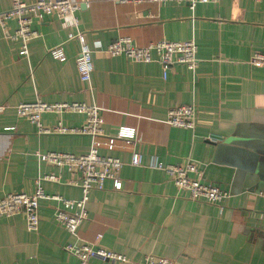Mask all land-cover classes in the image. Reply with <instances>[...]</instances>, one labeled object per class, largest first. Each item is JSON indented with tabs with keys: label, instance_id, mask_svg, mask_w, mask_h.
Here are the masks:
<instances>
[{
	"label": "crops",
	"instance_id": "obj_1",
	"mask_svg": "<svg viewBox=\"0 0 264 264\" xmlns=\"http://www.w3.org/2000/svg\"><path fill=\"white\" fill-rule=\"evenodd\" d=\"M31 2L33 0H22ZM9 0H0V11ZM77 22L67 25L53 16L33 20L37 36L19 56V42L6 38L15 28L9 19L0 28V196L30 194L34 180L47 173L60 183L41 181L47 194L66 199L80 195L63 183L77 178L64 168L38 160L36 152L85 153L91 139L81 134L40 133L35 124L16 115L14 106L40 99L47 103L90 101L102 118L103 137L118 126L135 129L133 139H116L121 187L106 180L102 190H91L87 215L75 235L54 219L58 200L38 201L36 230L25 227L21 213L0 215V264H78L62 245L86 242L123 254L130 261L145 255L171 259L176 264H264V66L248 59L264 53V0L116 2L86 0L75 11ZM79 31L92 47L89 81H79L74 59L79 44L68 34ZM127 36L137 46L160 39L193 40L196 66L170 67L160 77L156 62H131L110 56L104 48ZM60 45L65 59H52L48 48ZM192 104L193 130L165 123L167 109ZM81 113L44 112L40 124L57 122L78 127ZM214 135L217 142L204 140ZM138 165L130 164L133 152ZM196 160L204 182L228 194L221 203L191 200L178 190L156 162L174 164ZM96 235H99L96 237ZM89 264H131L92 256Z\"/></svg>",
	"mask_w": 264,
	"mask_h": 264
},
{
	"label": "built area",
	"instance_id": "obj_2",
	"mask_svg": "<svg viewBox=\"0 0 264 264\" xmlns=\"http://www.w3.org/2000/svg\"><path fill=\"white\" fill-rule=\"evenodd\" d=\"M116 2H164L172 0H115ZM185 2L189 7L196 3H216L219 0H174ZM86 0H33L25 2L22 0H9V7L0 11V28L5 30L6 22L14 20L15 28L11 33H7L6 38L17 40L19 49L17 54L25 56L27 54L28 42L37 36V32L32 29L33 20L42 16H53L64 21L69 26L77 22L75 11L79 3ZM68 38H75L79 44L77 54L74 59L75 69L78 79L82 83L89 81L92 71L91 52L92 48H100L98 41L93 42L90 47L84 40L81 32L69 33ZM106 54L110 56L122 55L131 62H156L160 68V77L164 80L171 66L182 64L188 70H194L196 66V45L193 40L170 41L160 39L149 42L144 46L133 44L129 37L121 36L111 41L104 48ZM48 55L57 61L65 59L60 45H55L47 50ZM248 63L254 66H264V53L254 52L248 59ZM2 106L0 105V110ZM17 116L35 124L40 133H61V134H81L91 139L90 146L85 153L73 154L61 151L36 152L37 158L41 162L48 163L57 168H64L69 174L77 175V178H68L63 183L75 186L79 189L80 195L77 199H66L57 194L45 193L41 186V181L60 183L59 174L47 173L34 180V190L30 194L22 192H9L0 196V215L10 216L21 213L25 219V227L28 230H36L38 225V201L41 199L58 200L53 216L55 221L68 233L75 235L80 222L86 218L87 211L85 203L91 190H102L104 182L109 180L113 190H119L121 182L119 170L122 162L114 156L104 155L99 152V148L104 147L111 150L116 139H133L135 129L129 126H118L115 132L103 137L102 118L97 106L90 101L83 102H53L47 103L40 99L32 102H22L14 106ZM44 112L54 113H81L84 116L83 122L78 127H67L60 122L47 127L40 124V115ZM165 123L184 129L193 130L196 122V110L192 104H179L167 109L164 119ZM209 142H217L219 138L214 135L203 137ZM141 153L136 150L132 153L130 164L140 163ZM154 168L166 173L173 185L178 190H184L191 200H206L217 203L228 196L225 190L218 186L204 182L200 164L189 157L182 158L174 164H164L156 162ZM99 235H96L98 237ZM63 249L77 259L78 264H89L92 256L103 259L117 261H127L131 264H176L171 259L152 254L145 255L139 261H130L123 254L93 245L86 242H66Z\"/></svg>",
	"mask_w": 264,
	"mask_h": 264
}]
</instances>
